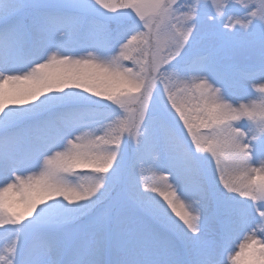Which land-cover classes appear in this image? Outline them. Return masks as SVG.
Listing matches in <instances>:
<instances>
[{"label":"snow or ice","instance_id":"obj_1","mask_svg":"<svg viewBox=\"0 0 264 264\" xmlns=\"http://www.w3.org/2000/svg\"><path fill=\"white\" fill-rule=\"evenodd\" d=\"M0 264H264V0H0Z\"/></svg>","mask_w":264,"mask_h":264}]
</instances>
